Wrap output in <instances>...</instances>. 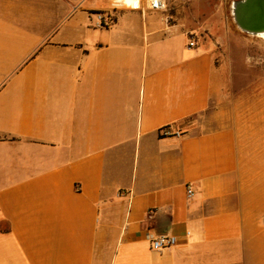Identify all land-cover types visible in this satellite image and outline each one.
I'll list each match as a JSON object with an SVG mask.
<instances>
[{
  "label": "crops",
  "instance_id": "obj_1",
  "mask_svg": "<svg viewBox=\"0 0 264 264\" xmlns=\"http://www.w3.org/2000/svg\"><path fill=\"white\" fill-rule=\"evenodd\" d=\"M163 14L0 0V264H264V144L199 128L226 68Z\"/></svg>",
  "mask_w": 264,
  "mask_h": 264
},
{
  "label": "rangeland",
  "instance_id": "obj_2",
  "mask_svg": "<svg viewBox=\"0 0 264 264\" xmlns=\"http://www.w3.org/2000/svg\"><path fill=\"white\" fill-rule=\"evenodd\" d=\"M236 0H170L165 15L171 24L187 20L192 36L213 44L216 64L224 65L227 84L198 117L199 128L212 130L236 125L264 144V39L241 31L233 21ZM164 16V15H163ZM162 16V17H163ZM198 36V37H197Z\"/></svg>",
  "mask_w": 264,
  "mask_h": 264
},
{
  "label": "built area",
  "instance_id": "obj_3",
  "mask_svg": "<svg viewBox=\"0 0 264 264\" xmlns=\"http://www.w3.org/2000/svg\"><path fill=\"white\" fill-rule=\"evenodd\" d=\"M169 7L168 0H137V8L141 11H151V12H162L163 21L167 26H171L172 17L169 15H165ZM94 14V25L99 28H106L111 26L114 23V17L108 11H96ZM196 46L195 37L192 34L188 35V48H194ZM178 131L172 132L169 129H163L162 135H179ZM187 197L190 198L193 195V192L189 186L186 187ZM155 211L153 209H149L147 211V216L152 217ZM187 235L189 232L186 233ZM146 237L150 241L151 249L154 251H160L163 249H168L174 246L177 243V238L168 234H159L157 236H153L152 234H147Z\"/></svg>",
  "mask_w": 264,
  "mask_h": 264
},
{
  "label": "water",
  "instance_id": "obj_4",
  "mask_svg": "<svg viewBox=\"0 0 264 264\" xmlns=\"http://www.w3.org/2000/svg\"><path fill=\"white\" fill-rule=\"evenodd\" d=\"M231 15L236 26L247 34L264 32V0H236Z\"/></svg>",
  "mask_w": 264,
  "mask_h": 264
},
{
  "label": "bare ground",
  "instance_id": "obj_5",
  "mask_svg": "<svg viewBox=\"0 0 264 264\" xmlns=\"http://www.w3.org/2000/svg\"><path fill=\"white\" fill-rule=\"evenodd\" d=\"M231 8H232V5H231ZM250 35H253V36H256V37H260V38L264 39V32H261V33H258V34H250Z\"/></svg>",
  "mask_w": 264,
  "mask_h": 264
}]
</instances>
